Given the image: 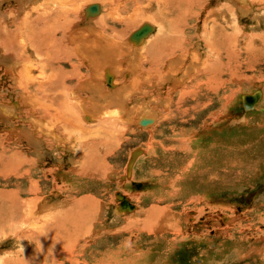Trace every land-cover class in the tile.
<instances>
[{
  "label": "rangeland",
  "instance_id": "obj_1",
  "mask_svg": "<svg viewBox=\"0 0 264 264\" xmlns=\"http://www.w3.org/2000/svg\"><path fill=\"white\" fill-rule=\"evenodd\" d=\"M92 1L95 0H88V3ZM41 2L45 0H0V17L7 20L9 13L18 15L24 7L33 5L37 6V9H42L45 4ZM234 2L237 7L242 6L246 11H236L229 25L223 22L221 28L209 21L206 28L202 26L203 23H199L198 30L195 27L187 29L193 32L191 36L194 35V39L188 45L190 56L187 62L185 61L186 66L194 65L200 60V63H204L203 65L210 69L211 75L216 77L212 80L214 86L202 84L197 87L199 80L196 76L195 79L185 77V88H176L177 77L181 78L184 75L180 72L179 75L174 76L175 78L170 79L166 71L169 65H160V71L166 74V80L151 89L148 88L149 95L146 99L139 93L131 94L128 107H134L135 113L128 123L122 124V128H119L120 132L117 131L119 133L115 134L106 132V127V129L94 127V131L90 130L87 135L83 134L84 137L82 134L79 136L78 131L75 130V133L68 123L67 127L60 120H55L53 115L57 113L56 110L60 111L56 106H48V112L51 111L52 116L50 114L43 116L47 113H44L40 105L36 104L33 107L28 104V106L22 101L21 97L26 87V84L22 83L24 82L22 75L29 65L34 76L39 77L40 71H45L48 76L45 78L57 84L55 80L59 78L60 73H66V76L68 73H73L74 76L70 75L71 77L66 81L68 86H73L83 80L80 75L92 71L90 74L93 77H90L92 79L90 83L94 87L92 84L90 86L93 87L91 88L95 98L93 105H95V102L99 103L96 100L97 90L106 87L112 93L121 88L124 80H130L132 76L124 73L125 67L131 65V69L136 71L137 79L142 78L145 71L155 67L153 58H144L142 62L139 60L141 58L137 57L138 60L133 58L134 54L138 56L137 51H142L139 49L152 42L153 36L144 38L145 42L141 44L142 46L132 45L133 49L127 52L128 56L123 57L122 63L119 62V58L118 60L112 58L113 64L116 61L117 65L123 68L122 72L120 69L116 72L114 68L97 63L99 58H92L98 71L94 63L90 62L89 69L87 63H82L77 58L61 57L56 60L57 62L50 63L47 54L41 52V55L34 50V47L28 49L25 55L21 54L18 58H14L19 52L9 56L7 52L9 41L0 43V216L9 218L11 212L8 210V205L18 198L22 200H30L34 196L41 198L45 218L50 222L53 221L52 214L55 215L53 212L71 207L65 215L69 217L72 215L73 219H78L84 224L88 221L86 225L88 224L89 230L84 227L82 235H79V238L76 236L77 240L70 235L73 232L70 225L58 226V233L50 229L48 233L46 232L48 235L52 234L49 237L46 235L47 243L61 241L63 244L72 245L74 242L76 245L71 256L67 255L68 257L64 255L69 253L61 252L59 246L52 248L56 250L58 256L60 255L56 261L65 262L64 264H72L70 261L73 258V264H106L115 257L122 262L121 264H264V112L262 111L264 110V2L205 0L204 7L208 11L224 5L236 8ZM80 3L82 7L85 5V1L83 4ZM94 4L99 5L98 14L87 17L85 6L80 13V21L77 22L79 25H85V19L97 18L105 13L106 6L103 7L101 3L88 5ZM205 10L204 13L207 11ZM202 15L201 19L204 18ZM178 16L179 13L174 12L171 21L165 24L168 35L162 42L165 43L158 45L159 50L165 47L169 53L172 46L180 43V40H177L180 32ZM7 22L12 23L11 20ZM140 23L141 20L129 27L124 26L125 24L111 26L117 32L126 27V31L122 32L127 35L126 41L130 42L133 31L142 25H139ZM10 28L14 29L15 26L10 25ZM215 29L224 38L219 36ZM27 31L29 32L27 37L30 36L29 42L38 44L35 49L41 50L43 47L41 51L44 49L46 51V47L44 48L46 42H42L44 46L39 43L46 36L45 30L34 27ZM59 31L58 36L61 34ZM107 31L111 34V30ZM32 33L34 36L31 35ZM2 46H5L6 50ZM54 46L55 51L60 50L56 48V44ZM145 50H143L144 55H146ZM173 58L171 56L167 60L170 59L171 62ZM45 61L49 66H46ZM78 61L81 63L79 64ZM102 61L104 59L100 60ZM227 63H230V66ZM75 65L78 66L76 70ZM95 68L96 70L93 71ZM190 70H193L192 67ZM104 71L112 80H109L110 82L107 80L106 84L102 78H99L101 74L102 76L105 74ZM14 74H17L16 80ZM216 79L218 80L215 81ZM114 81L117 90L111 88ZM17 84L18 86H15ZM29 89L37 93L35 86L30 85ZM43 90L36 95L40 98L46 97L45 100L49 99V91ZM184 91L186 94L183 93ZM258 92H261V98L258 94L247 97L249 101L246 103L255 106L253 109L247 108L244 97ZM167 96L172 99L169 104L166 100ZM93 108V112H89L93 114L99 112L95 107ZM74 109L72 111L74 113L70 112L78 114V110ZM153 109L154 113L157 112L154 116ZM66 110L71 109L67 107ZM114 110H118L116 113L119 112V108H111L109 111L114 112ZM8 112H11L10 115ZM120 112L118 116L125 114ZM146 116L151 117L152 125L141 123L147 118ZM58 127L61 129L59 130ZM80 137H83L80 139L83 144L78 140ZM106 139L109 143H106L108 142ZM10 192L18 195V197L13 195V201H10L12 196H8ZM122 194L136 207L134 211L119 210L118 199L120 202L125 199L122 198ZM129 196H135V200H131ZM2 205H5V208ZM152 208H157L156 213L155 210L151 212L150 219L146 220V215ZM164 210L165 213L161 214L160 211ZM63 216H59L61 223L66 220ZM138 218L139 222H137ZM204 219L206 221L201 223ZM128 220H135L136 223L127 226ZM140 222L144 226H141ZM162 225H168L167 230ZM2 235L0 231L2 254L11 250L17 252L20 248L24 250V245L22 247L18 242L16 243L15 237L7 236L5 239ZM35 245L27 244L32 252L40 249L41 253L38 254L41 255L42 248ZM45 245L43 244L44 250ZM42 261L44 264H52V259H46L47 262L44 259Z\"/></svg>",
  "mask_w": 264,
  "mask_h": 264
},
{
  "label": "bare ground",
  "instance_id": "obj_2",
  "mask_svg": "<svg viewBox=\"0 0 264 264\" xmlns=\"http://www.w3.org/2000/svg\"><path fill=\"white\" fill-rule=\"evenodd\" d=\"M84 1H85V5L82 7L80 5L81 4L80 2H82V4H83ZM254 1H258L261 3L264 2V0H254ZM97 2L103 4L104 5L103 7L106 6L105 11H104L105 13L101 14V16H99L97 18L85 19V22H86L85 25L87 24L86 26L85 25H83V26L79 25L77 22L80 21V18H79L81 15L80 13L84 9L85 6L88 8V9L87 8L85 9V11L87 10V12H86L87 13L86 15H88L87 17H92V16L98 14L99 9H98V11L91 12V11H89L91 6L88 5V4H93V3H97ZM204 2H205V0H95V1L88 3V0H45V2H41V4L42 3L45 4V6L42 9H37L36 8L37 6L33 5V6L28 7V8L24 7L22 12L19 13L18 15H16V14L14 15L13 13H9V15H8L9 19L7 18V20H11L12 21L11 24H9L10 22L8 23L7 20L4 19V17L3 18L0 17V43L4 44V41H9V43H8L9 47H7V50H8L7 52H9V56L15 52H19V53H17V57H14V58H18V55H21V54L25 55V52H27L28 49L34 47V50L37 51L38 53L43 52V54L44 53H45V55L47 54L46 56L49 58L48 61L50 60L49 61L50 63H51V61L54 62V61L58 60V58H61V57H67L69 59L77 58L80 61H82V63H87L86 66H88L90 69L91 68L90 62L93 61L92 58H95V59L99 58L100 60L104 59V61L100 62V60H97V63L99 62V64H103L106 67H111V69L114 68L116 70V72L119 71L117 69H120V71L122 72L123 68H120L119 67L120 65H117L116 61H115V64H113L112 58H113V60L115 58L116 59L119 58V62H121V60H124L123 57L125 55L128 56L127 52L133 49V48H131L132 45H134V46L141 45L145 42V41H143L144 38H146L150 35H151V37L153 36L154 37L153 39H151V37L149 38L152 40V42H150V44L146 43V44H148L146 47L145 46H144V48L141 47L142 49L136 48V49H139L142 51H137L139 53L138 56H136V54H134L135 56H133V58H136L137 60H138V58H141V59H139L140 61L143 60L144 58H146V59L147 58H153L152 60H153V62H155V67L152 68L151 70L147 71V72L145 71V73H144L140 69L141 67L138 66L139 69L144 73V76L142 78L139 77L140 79H137V77L135 76L136 71L134 72V70L131 69V65H129L130 68L125 67L126 70L124 71V73H126V74L129 73L132 76L130 78V80H124L122 83V86H120L121 88H119L118 91L113 92L112 90H114L113 88H115L114 85H116L115 81H114L113 85L111 87L112 93L109 92L106 89V87H104L105 86L104 85L103 89L97 90L98 93H97L96 100H98L99 103L95 102V105H93L94 104L93 100L95 98L93 96V89H92L94 87V85L92 83H90V80H92L90 77H93L90 74V72L92 73V71H90L88 74L84 73L83 75H80L81 76L80 78H82L83 80L80 81L81 83L78 84V82H77V84L73 85V86H68L67 82H66L69 77L74 76L73 73L72 74L68 73V76H66L67 75L66 73L65 74L60 73L58 75L59 78H56V80L54 79L55 81H57V84H55L51 79L47 80V78H45V77H48V76H46L47 73L45 74V71L44 72L40 71L39 77L34 76L32 74V70H30L31 67L29 65H28V68H26V70L24 71V74L22 75V80H24V82H22V83L26 84V87L24 88L23 96L21 97L22 101L27 103L26 105L29 104V105H32L33 107L36 104H38V106L40 105L39 107H41V109H43L44 113H47V114H43V116H47L49 114L51 115V111H50V113L48 112L49 111L48 106H50V107L56 106V108L59 109L60 111L55 109L57 113L55 114L53 112L55 114V115H53V117H55V120H60V122H63V124H65L64 126H67V123H68L69 126H72V129L74 131L75 130L78 131L79 136L82 134V136L84 137L83 134L87 135V133H89L90 130L94 131L93 130L94 127H96V128L97 127L98 128H105L106 127L107 128V129L105 128L106 132H108L109 134H111V133L115 134V133L120 132L119 128L120 127L122 128V124L125 122L128 123V121L131 119L130 117L135 113L134 107L133 108L128 107V105L130 104L129 98H130L131 94L132 93H139L140 95L143 96L144 99H146L149 95V91L147 90L148 88L151 89L154 86L159 85V84H161V82L166 80L165 79L166 74H164V72L162 73L160 71V65H164V66L169 65L168 66L169 69L166 71H168L170 79L175 78L174 76L179 75L180 72L182 73L181 75H184V77H181V78L177 77L176 83H175L176 88H185V86H186L185 77L187 79H189V78H194L197 76L198 77L197 80H199L197 83V87L202 85V84H205L206 86L213 84L212 80H213V77H215V76L211 75L210 69L207 68V66H204L203 65L204 63L203 64H202V62L200 63L199 62L200 60L197 62L195 61L196 63L194 65L186 66L187 59L190 56L189 55L190 49H189L188 45L190 44L192 39H194V35L191 36V34L193 32L188 31L187 29H192L193 27H195L197 29L199 26V23L200 24L203 23L202 26L204 28H206L209 21L213 22L214 26L218 25L221 27L223 25V22H225V25H227V24L229 25V22L232 21L231 18L236 11H241V12L244 11L245 12L246 10H244L245 8L243 9L242 6L237 7L235 4L236 1H235L234 4H235L236 8L231 7L229 5H227V6L224 5L223 7L221 6L220 8L216 7L215 10L208 11V9H206L208 11L207 12L205 10V7H204V5H206V4H204ZM120 3H122V7H120ZM98 7H99V5H98ZM206 7H208V5ZM204 10L206 11L205 13H204ZM174 12L179 13L178 19L180 21V27H179L180 32H179L177 40L178 41L180 40V43H177V45H175L174 47L172 46L169 49L170 51L168 53L166 51L165 47H164V49L162 48L159 50L158 45H162L165 43V42L162 43L163 40H166L167 35H168V33L165 31V24L169 23L171 21V15L174 14ZM33 14H35V15H33ZM175 15H178V14H175ZM201 15L204 17L203 19H201ZM84 18H85V16H84ZM108 20H110L111 22L109 23ZM140 20L142 23H140L139 25H141V24L142 25L133 31L132 38L130 39L131 40L130 42L126 41L127 35H125V33H123L126 31V27L123 28L120 32H117V30L111 26L112 24H122V25L125 24L124 26L129 27V26L135 25ZM89 23H92L94 26H91V24L89 25ZM3 24H6V25H3ZM10 25H12V27L15 26V28L11 29ZM139 25H137V26H139ZM34 27H37L41 30L42 29L45 30L46 36L43 37V41L41 40V42L39 41V43L41 45H43L42 42H46L44 44L46 46L43 45L44 48L46 47V51H45V49H44V51H41L43 49L42 46H41L42 47L41 50H40V48L35 49L38 47L37 46L38 44H33L32 42H29L30 36H29V38L27 37L28 36L27 34L29 33L27 30L32 29ZM151 27L153 28V33H151L152 32ZM220 27H219V32L222 28V27L221 28ZM58 30L61 31L60 36L57 35ZM107 30H111V34H109ZM127 30H128V28H127ZM168 30H170V29H168ZM212 30H213V28H212ZM215 30H217V29H215ZM33 31H35V30H33ZM37 31H39V30H37ZM213 32H215V31H213ZM217 32H218V30H217ZM33 33L31 35H33ZM218 35L220 36L221 34L219 33ZM227 36H225V37H227ZM221 37H223V36L221 35ZM35 38H37V36ZM203 38H205L204 35H203ZM223 38H221V39H223ZM219 39H218V41H219L218 44L220 45L221 42ZM35 40H37V39H35ZM151 40H149V41H151ZM36 42L38 43V41H36ZM134 42H140V43H134ZM207 42H209V41H207ZM54 44H56V48L58 47L60 50L55 51ZM3 48H5V46ZM194 48H196V47H194ZM5 50H6V48H5ZM143 50H145L146 55L149 57H145L146 55H144ZM232 51H234V49ZM175 53H176V55H180V56H176ZM41 55H42V53H41ZM171 56H172V58L176 56V58H173L172 61L170 62V59L167 60V58H171ZM21 57H23V55ZM10 58H13V57H10ZM121 58H123V59H121ZM133 58H131V59H133ZM195 58H197V54H195ZM105 59H107V60H105ZM26 62H29V61H26ZM94 62H95V60H94ZM94 62H92V63H94ZM124 62H126V61H124ZM169 62L171 64H169ZM78 63H79V61H78ZM45 64H46V66H49L47 64V61H45ZM99 64H97V65H99ZM227 64H229V66H230V63H227ZM25 65L23 67H25ZM94 65H95V63H94ZM46 66H43V68L44 67L46 68ZM51 66H52V64H51ZM135 66H137V65H135ZM229 66H227V68ZM26 67H27V65H26ZM75 67H76L75 68V70H76L78 66L75 65ZM95 67H96V65H95ZM106 67H105V69H106ZM191 67L193 70H190ZM96 68L93 69V71L96 70ZM23 69L21 68V70H23ZM52 69H53V67H52ZM60 69H61V67H60ZM101 69H102V67H101ZM149 69H150V67H149ZM164 69H166V67ZM98 70L99 69L97 68L96 71H98ZM140 70H138V71H140ZM95 72H93V73H95ZM109 73H110V71H109ZM77 74H79V72ZM96 74H98V73H96ZM14 75L16 76L17 74H14ZM95 76L96 75H94V77ZM232 76H233V74H232ZM78 77H79V75H78ZM220 77H221V75H220ZM16 78H17V76L15 77V80H16ZM99 78L100 79L102 78L103 82H105V84H106L107 80L109 81V78H110V81H112L111 77L108 76L107 72H105V74L103 76L101 74ZM217 80L218 79H216L215 81H217ZM13 82H14V79H13ZM48 83H49V85H48ZM187 83H188V81H187ZM90 84H92L93 87L90 86ZM30 85H33L36 87L37 90L36 89L35 90L37 93L43 89L49 91V95H50L49 99L47 98L45 100L46 97L40 98L39 96L36 95L37 93H33L32 91H30V89H29ZM216 85H217V83H216ZM15 86H18V84ZM213 86H214V84H213ZM99 87L100 86H97V88H99ZM165 88H166V86H165ZM193 88H195V87H193ZM175 90H177V89H175ZM182 90H184V89H182ZM194 92H195V90H194ZM183 93L186 94L185 91ZM257 94L261 98V92H258L254 95L245 96L244 102L246 103L247 101H249V99H247V97L256 96ZM166 100H167L168 104L170 103V101H172V99L168 96L166 97ZM47 101H49V103ZM134 101H135V99H134ZM153 102L157 103V101H154V100H153ZM131 103H132V101H131ZM164 104L166 106V103H164ZM147 105L149 106V104H147ZM257 105H258V103H257ZM92 106L95 107L99 112L96 111V113H94V114L89 112V111H92L94 109ZM67 107H70L71 110H66ZM246 107L253 109L255 106L252 103L251 104L246 103ZM74 108H76V110H78V114L77 113L72 114V113H74V112H72L73 110H75ZM90 108H91V110H90ZM111 108H115V109L119 108V112L120 111L125 112V114L118 116L119 112L116 113V111H118V110H116V111L114 110V112H110L109 110H111ZM163 108H164V106H163ZM167 108H169V107H167ZM44 109H47V110H44ZM141 109L142 108H140V110ZM144 109H146V108H144ZM154 109H153V116H154V114L157 113V112L154 113L155 112ZM29 110L31 111L32 109H29ZM140 110H139V112H140ZM155 110H157V108ZM100 111H102V112H100ZM262 111L264 112L263 109H262ZM180 112H182V111H180ZM10 113L11 112H8L9 115H10ZM101 113H102V115H101ZM147 114H149L148 111H147ZM136 116H137V114H136ZM53 117H52V119H53ZM146 117L147 118H145L141 121V123L144 125L150 124L152 122L151 117H149V116H146ZM132 118H133V116H132ZM49 119H51V117ZM37 120H35V121H37ZM47 120H48V118H47ZM156 120H157V118H156ZM151 125H152V123H151ZM59 127H58V129H59ZM55 128H57V127L55 126ZM63 130H65L64 127H63ZM100 130H98V131H100ZM102 130H104V129H102ZM152 130H153V128H152ZM67 131H69V130H67ZM117 131H119V132H117ZM96 132H97V130H96ZM96 132H94V133H96ZM75 133H76V131H75ZM102 134H103V132H102ZM64 135H66V133ZM74 136H75V134H74ZM83 137H80L78 140L82 139ZM73 138H75V137H73ZM104 138H106V137H104ZM71 139H72V136H71ZM64 140H65V138H64ZM89 140H90V137H89ZM89 140H87V141H89ZM106 140L108 141V139H106ZM81 143H82V141H81ZM103 143H101V144H103ZM106 143H109V141ZM109 147H111V145ZM89 149H91V148L89 147ZM9 158L7 157V159H9ZM102 167H103V165H102ZM13 195H16V193H14V192L8 193V196H12L10 201L14 200ZM16 197H18V195H16ZM123 197H125V199H123L121 202L118 199V202L120 205L119 206L120 209H119V207H118V209L120 211H123V212L124 211L125 212L134 211L136 207L130 202V200L125 195H123L122 198ZM129 197L131 198V200L132 199L135 200V198H134L135 196L134 197L129 196ZM38 199L39 198L38 197L35 198V196L33 197V199H30V200H22L21 198H18V200H15L14 202H11L10 205H8L9 208L7 206L8 210H10L9 212H11V214L9 213L10 217L6 219V217L3 218L0 216V229H1L0 231L3 233L2 236L5 237V239L7 236L8 237H15L16 243L18 242L20 244V246L22 245V247H23V245H24V247H25L24 250H22L23 248L22 249L20 248V250L17 252H15L14 250L7 251L3 254L0 252V264H44L42 261L43 259L45 261H46V259H50V260L52 259V264H57V263L64 264L65 262L63 263L60 261L59 262L56 261V260H58V257L60 255L58 256L56 253V250L54 251V249H52V248L59 246L58 249H60L61 252H68L69 253V254L66 253L64 256H67V255L71 256L76 245L74 244V242L72 243V245H68V244H63L61 241H56V242H53L52 244L47 243L46 235H48V234H46V232L48 233V231H50V230H53V232L57 231L58 226H61V225H63V226H66V225L69 226L70 225V227L72 228V231H73L70 235L72 237H74L75 240H77L76 236H78V238H79L80 237L79 235H82V231H83L84 227L89 230V226H87L88 224L86 225V223H89L88 221H85V224H84L78 219H75V218L73 219L72 215H70L71 218L69 216H67V214L65 215V213H67L68 209L70 210L71 207H68L67 210H65V208H66L65 207L62 210H56L55 212H53L55 215L53 216V214H52L51 220L53 219V221L50 222V220H48V218L47 219L45 218V213H44L45 210L43 211L44 208H43L42 202L40 201L41 198L39 200ZM36 201H40V202L36 203ZM84 201H85V199H84ZM80 202H82V201H80ZM6 205H7V203H6ZM2 206H4V208H5V205H2ZM70 206H72V205H70ZM156 209L157 208H152L151 211H149V214L146 215V217H147L146 220L150 219L149 217L151 216V212H153L155 210V213H156ZM118 213H119V211H118ZM160 213L164 214L165 210L160 211ZM63 215H65V216H63ZM59 216H61V217L63 216L64 220H65V218H66V220L63 221L62 223L59 222L60 221L59 219L61 218ZM146 220H144V222H146ZM64 222H66V224H64ZM137 222H139V218H138ZM135 223H136L135 220H128L127 226H130L131 224H135ZM140 224H141V226H144L142 222H140ZM167 226L162 225V227L166 228V230L168 228ZM73 228H74V230H73ZM169 228H170V226H169ZM58 232L59 231H57V233ZM49 235L52 236V234H49ZM49 235L47 237H49ZM167 235H168V233H167ZM31 241H33L32 244H36L39 247H41L42 248L41 251L43 250L44 253L42 252L41 255L38 254V253H41V252H39L40 249L37 250L36 252H32L30 250V248L27 246V244L32 245V244H30ZM43 244L44 245L47 244V246L45 245V250L43 249L44 248ZM38 246H37V248H38ZM83 247H84V245H83ZM134 255H135V252H134ZM136 255H139V254H136ZM74 257H76V256H74ZM60 259H61V257H60ZM72 260L74 261V258ZM72 260L70 262H72V264H73ZM76 260H78V259H76ZM118 260L119 259H116V257H115L113 259V261L108 260V263H106V264H121L122 262H119ZM106 261H103V262H106ZM46 264H49V263H46Z\"/></svg>",
  "mask_w": 264,
  "mask_h": 264
},
{
  "label": "water",
  "instance_id": "obj_3",
  "mask_svg": "<svg viewBox=\"0 0 264 264\" xmlns=\"http://www.w3.org/2000/svg\"><path fill=\"white\" fill-rule=\"evenodd\" d=\"M98 9H99L98 5H97V4H94V5H92V6L90 7L89 11H91V12H93V11H98ZM109 80H110V78H109Z\"/></svg>",
  "mask_w": 264,
  "mask_h": 264
},
{
  "label": "flooded vegetation",
  "instance_id": "obj_4",
  "mask_svg": "<svg viewBox=\"0 0 264 264\" xmlns=\"http://www.w3.org/2000/svg\"><path fill=\"white\" fill-rule=\"evenodd\" d=\"M206 221V219L202 220L201 223H204Z\"/></svg>",
  "mask_w": 264,
  "mask_h": 264
}]
</instances>
